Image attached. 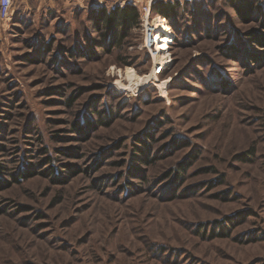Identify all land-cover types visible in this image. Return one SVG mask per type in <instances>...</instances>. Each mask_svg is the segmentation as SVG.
Segmentation results:
<instances>
[{
	"label": "rangeland",
	"instance_id": "1",
	"mask_svg": "<svg viewBox=\"0 0 264 264\" xmlns=\"http://www.w3.org/2000/svg\"><path fill=\"white\" fill-rule=\"evenodd\" d=\"M0 264H264V0H15Z\"/></svg>",
	"mask_w": 264,
	"mask_h": 264
},
{
	"label": "trees",
	"instance_id": "2",
	"mask_svg": "<svg viewBox=\"0 0 264 264\" xmlns=\"http://www.w3.org/2000/svg\"><path fill=\"white\" fill-rule=\"evenodd\" d=\"M173 8L174 6H172L169 3H165L162 6L161 3L159 5L155 3L153 4L152 10H156V12L161 15L169 16V11L172 10ZM97 17L99 20H101L102 24L108 23L112 25L113 22L115 21V24L117 23L119 25L134 26L138 23V19L140 15H139V9L136 6L127 5L125 7H119L113 11H106L105 9H101L98 11ZM119 37L120 39H122L123 34H120ZM142 158H144L143 155L141 156V161L143 160L142 162H146L144 161L146 159H142ZM185 167L182 166V169L184 170Z\"/></svg>",
	"mask_w": 264,
	"mask_h": 264
},
{
	"label": "built area",
	"instance_id": "3",
	"mask_svg": "<svg viewBox=\"0 0 264 264\" xmlns=\"http://www.w3.org/2000/svg\"><path fill=\"white\" fill-rule=\"evenodd\" d=\"M14 1L15 0H0V17L5 19L11 15L14 6ZM161 70V68L158 69V71Z\"/></svg>",
	"mask_w": 264,
	"mask_h": 264
},
{
	"label": "bare ground",
	"instance_id": "4",
	"mask_svg": "<svg viewBox=\"0 0 264 264\" xmlns=\"http://www.w3.org/2000/svg\"><path fill=\"white\" fill-rule=\"evenodd\" d=\"M129 79L132 82V84H136L137 80H136V76H133L132 74L129 75Z\"/></svg>",
	"mask_w": 264,
	"mask_h": 264
}]
</instances>
